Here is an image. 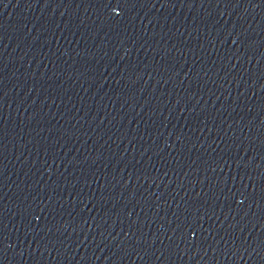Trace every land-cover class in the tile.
Listing matches in <instances>:
<instances>
[{"label": "water", "instance_id": "1", "mask_svg": "<svg viewBox=\"0 0 264 264\" xmlns=\"http://www.w3.org/2000/svg\"><path fill=\"white\" fill-rule=\"evenodd\" d=\"M0 264H264V0H0Z\"/></svg>", "mask_w": 264, "mask_h": 264}]
</instances>
